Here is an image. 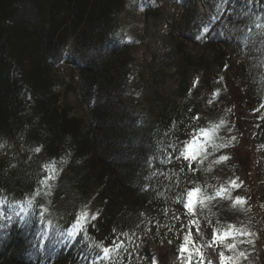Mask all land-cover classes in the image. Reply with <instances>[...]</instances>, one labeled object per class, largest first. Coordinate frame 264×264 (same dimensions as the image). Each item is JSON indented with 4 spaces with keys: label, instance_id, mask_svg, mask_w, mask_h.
Returning a JSON list of instances; mask_svg holds the SVG:
<instances>
[{
    "label": "trees",
    "instance_id": "1",
    "mask_svg": "<svg viewBox=\"0 0 264 264\" xmlns=\"http://www.w3.org/2000/svg\"><path fill=\"white\" fill-rule=\"evenodd\" d=\"M158 1L0 0V197L23 208L13 216L15 207L11 218L4 219L0 264H101L104 252L91 224L108 239L141 227L157 229L156 205L167 202L163 189L169 181L189 176L199 187L215 170L231 174L246 169L255 172L253 190L239 192L241 186L235 190L226 181L194 207L210 229L223 234L233 225L240 230L232 237L235 249H229L237 264H264V239L256 230L259 222L264 226V85L251 49L255 38V49L264 40V0H180L181 16L168 19L165 33L156 31L157 49L142 64L133 54L139 42L130 26L142 6L145 19L158 20ZM229 20L238 27L229 28ZM235 31L243 33V42L234 38ZM91 46L90 61L79 62L73 50ZM108 48L122 51L104 61L103 68L96 66ZM68 59L79 69L75 84L64 72ZM125 75L141 87L132 97L140 103L133 109L138 134L127 132V140L106 123L112 95L106 93L103 105L96 100L102 90H115ZM69 87L84 95L86 114L66 103ZM114 94L120 102L125 98ZM246 124L253 125L252 144L232 148L227 139L246 134ZM201 128L211 133L194 146L197 159L172 163L169 154L181 149L189 131ZM116 135L122 142L114 159L111 140ZM39 159L46 166L32 172ZM127 160L138 174L140 166H148L147 187L130 178ZM60 184L84 203L89 223L81 218L83 230L73 239L49 246L43 241L34 256L22 258L16 251L25 241L29 213L25 218L24 210L31 209L29 204L53 209ZM151 184L161 190L152 191ZM236 197L246 203L236 204ZM240 252L246 255L240 257ZM126 259L130 263L132 257Z\"/></svg>",
    "mask_w": 264,
    "mask_h": 264
},
{
    "label": "rangeland",
    "instance_id": "2",
    "mask_svg": "<svg viewBox=\"0 0 264 264\" xmlns=\"http://www.w3.org/2000/svg\"><path fill=\"white\" fill-rule=\"evenodd\" d=\"M135 2V0H130ZM158 9L160 10V18L158 20L153 18H144V8L138 9V13L133 18V22L130 26V30L136 41L139 42L137 46L133 49V54L135 55L137 61L142 64H146L151 58L153 51L157 49V36L158 34L166 32V26L168 24V19L170 17H176L177 19L181 16V3L180 0H160ZM242 2V1H241ZM239 3L240 10L244 11V2ZM204 11V7H202ZM235 20L227 21L228 27L232 29L238 27V22ZM159 24V27L156 25ZM229 24H231L229 26ZM160 28V32L157 34L156 31ZM165 31V32H164ZM243 32V31H242ZM237 42L244 41V35H239V31H235L233 34ZM259 38H255L252 42L251 49L253 52V57L257 60V66H255V72L257 78L263 82L264 85V40L259 45V49H255ZM78 43L74 41L71 42V45L76 46ZM156 47V48H154ZM122 48H118L116 51L108 48L104 49V54L102 56L105 60L101 59L98 64L104 67V61L110 60L117 55L118 52H121ZM76 58L79 59V62H89L90 56L93 55V46L83 50H73ZM71 59V58H70ZM68 59V65L63 66L65 74L70 78L74 84L79 78V69H77L76 64L72 60ZM76 74L73 77L72 73ZM107 73V71H104ZM140 82L137 79H134L132 76L125 75L121 76L120 84L115 88V90L100 92L96 97V100L99 102V105L105 103V99L108 94L112 95L110 98L109 106L106 113V123L109 126L114 125V130L119 133L126 134L128 139V133L130 131H135L136 121L134 118V108L139 106V101L134 100L132 97H137L141 93ZM73 86V85H72ZM74 87H69V92L66 94V103L73 105L76 108L77 112L86 114L88 108L86 105L88 103L85 101L84 95L79 89H73ZM115 93V94H114ZM114 95H124L125 98H122L121 102L120 97H114ZM94 96V95H93ZM95 98V96H94ZM103 99V103L100 101ZM136 103V104H135ZM139 103V104H138ZM114 121L117 122L115 126ZM119 121V122H118ZM113 130V129H112ZM246 134L240 132L236 138H228V144L232 148L236 147L238 149L244 148L247 144H252L251 142V133L253 130L252 124H246ZM120 131V132H119ZM112 132V131H111ZM128 132V133H127ZM196 135V140L193 142V135ZM118 135L112 137V143L114 146L113 158H117L118 151V141L122 140L118 138ZM203 137L196 131H189L183 140L182 147L178 152L172 155L169 154V157L173 160L172 163L178 164L183 162L185 159V144L193 143L194 146L202 139ZM123 140V141H124ZM127 144V143H126ZM133 160V158H132ZM127 169L130 173V178L137 180V185L141 188L142 184L144 187H147L148 184H145L147 178L145 173L148 169V166L144 164L139 167L140 173L138 174L136 167L131 165V161L127 160ZM46 166V163L42 160H38L36 164L31 166L33 171H41ZM183 169V168H181ZM159 176V175H158ZM181 176V175H180ZM166 179V178H165ZM167 180V179H166ZM257 178L255 172L244 170L240 173L234 172L231 174L226 173L225 171L215 170L212 173V176H208V181L204 186L194 184L193 180L189 177H177L171 182L166 191L167 202L165 200L163 203L158 202L156 207L157 211V229L147 230L146 227L138 228L136 231L123 232L118 236L108 239L107 234L101 233L98 228H96L95 223L90 225L91 233L95 236V239L98 240V243L104 249L107 247L109 249V254L105 257L103 253V260L101 264H153V258L155 259V264H221L219 253L223 252L225 256H229L228 244H232L233 238L229 236L226 240L213 242V232L214 230L210 229L207 223L200 217L201 211L193 208L192 211H189L185 208V203L187 201V192L192 188H200V198L201 196L209 197L214 195L215 192L221 190L226 181H235L236 183L235 190L240 187L239 192H242V189L253 190L257 186ZM255 183V184H254ZM139 188V190H140ZM152 191H160L158 184L149 185L148 187ZM33 190H30L29 195H32ZM31 209L26 208L24 211V217H27L26 226L24 230L25 241L17 248V253L22 258H27L29 256H34L35 249L38 243L43 241L47 242V246L52 245L57 240H67L73 239L79 232V228H73L74 222L77 218V215L80 214L83 218V213L85 211L84 203L81 202L72 188L66 187L63 184H60V191L55 194V200L53 202V209H48L40 207V209H35L30 204ZM195 206V205H194ZM18 208L17 213L13 216L22 214L21 210L23 208L14 205L11 201L5 200L0 197V247L2 241L4 242V219H10L12 215V210ZM136 217V216H134ZM138 220V218H135ZM86 223H89L86 222ZM257 235L259 239H264V226L259 222L258 227L256 228ZM221 234V233H220ZM185 236H188V243L185 244ZM204 246L202 250V255L196 252L197 249ZM119 246V247H117ZM185 246L189 250L181 251V247ZM264 247V245L261 244ZM264 255V251H261ZM129 256L132 257L131 262L128 263Z\"/></svg>",
    "mask_w": 264,
    "mask_h": 264
},
{
    "label": "snow or ice",
    "instance_id": "3",
    "mask_svg": "<svg viewBox=\"0 0 264 264\" xmlns=\"http://www.w3.org/2000/svg\"><path fill=\"white\" fill-rule=\"evenodd\" d=\"M196 119H198V116L195 117ZM198 133L204 137V138H208L210 136V133H211V130L210 129H207V128H201L198 130ZM196 135L194 134L193 135V142L196 140ZM224 145H220V147H223ZM185 159H197V154H194L193 152V143H186L185 144ZM221 160H226L227 157H221L220 158ZM45 180L47 179H51V176H45L44 177ZM232 185L235 187V186H238L236 185L235 181H232L231 182ZM37 192H39V188L36 189ZM200 193H201V189L200 188H192L190 189L188 192H187V201L185 203V208H187L189 211H192L193 208H194V205L198 202H200ZM205 199H208V197H205ZM236 204H244L246 203V199L244 197H236L235 198V201H234ZM92 219H95L96 217L95 216H92L91 217ZM83 220L84 222H87V215L85 214L83 216ZM83 227H84V224L82 223V219H81V215L78 214L77 215V218L74 222V225H73V228H79L80 230H83ZM229 231H225L223 234H220L218 230H214L213 232V242H216V241H223V240H226L229 236H232L234 238V233L236 231H240V230H237L235 229V227L233 225H229ZM243 234V233H241ZM250 235V233H248ZM189 241H188V236H185V244H187ZM119 247V246H117ZM227 247L229 249H235L236 245L235 243H232V244H228ZM189 249L185 246H182L181 247V251H188ZM198 251V250H197ZM103 252H104V255L105 257L108 256L109 254V249L107 247H105L103 249ZM202 255V254H201ZM246 254L243 253V252H240L239 253V256L240 257H243L245 256ZM219 256H220V260H221V264H237V260H238V257L237 256H225L223 252H220L219 253ZM153 264H155V259L153 258ZM209 264H211V262H209Z\"/></svg>",
    "mask_w": 264,
    "mask_h": 264
}]
</instances>
